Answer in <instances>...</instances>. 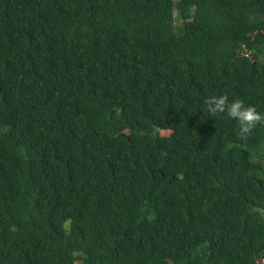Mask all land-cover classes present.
<instances>
[{"label":"trees","instance_id":"1","mask_svg":"<svg viewBox=\"0 0 264 264\" xmlns=\"http://www.w3.org/2000/svg\"><path fill=\"white\" fill-rule=\"evenodd\" d=\"M225 94L264 115V0H0V264H261Z\"/></svg>","mask_w":264,"mask_h":264},{"label":"clouds","instance_id":"2","mask_svg":"<svg viewBox=\"0 0 264 264\" xmlns=\"http://www.w3.org/2000/svg\"><path fill=\"white\" fill-rule=\"evenodd\" d=\"M210 115L224 114L238 123L237 133L241 138L251 134L258 123H264V115H261L255 107L245 106L241 100H234L229 103L228 96H210L205 100Z\"/></svg>","mask_w":264,"mask_h":264},{"label":"built area","instance_id":"3","mask_svg":"<svg viewBox=\"0 0 264 264\" xmlns=\"http://www.w3.org/2000/svg\"><path fill=\"white\" fill-rule=\"evenodd\" d=\"M259 260H260V263H261V264H264V255L261 256V257L259 258Z\"/></svg>","mask_w":264,"mask_h":264},{"label":"rangeland","instance_id":"4","mask_svg":"<svg viewBox=\"0 0 264 264\" xmlns=\"http://www.w3.org/2000/svg\"><path fill=\"white\" fill-rule=\"evenodd\" d=\"M177 23H179V22H177ZM161 132H163L165 134H168L169 133L168 131H161ZM77 264H79V263H77Z\"/></svg>","mask_w":264,"mask_h":264}]
</instances>
